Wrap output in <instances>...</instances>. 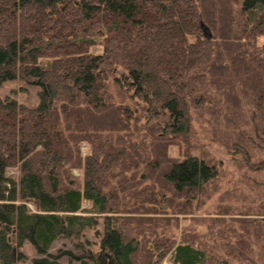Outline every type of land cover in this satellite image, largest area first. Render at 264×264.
<instances>
[{
    "label": "trees",
    "instance_id": "16d2710c",
    "mask_svg": "<svg viewBox=\"0 0 264 264\" xmlns=\"http://www.w3.org/2000/svg\"><path fill=\"white\" fill-rule=\"evenodd\" d=\"M263 37L264 0H0V86L39 88L33 107L0 96V264L26 260L27 241L40 254L30 264H65L63 254L83 264H228L230 255L264 264V202L239 217L234 243L216 237L230 204L217 206L222 227L198 237L205 220L194 215L226 171L192 138L201 111L237 126L255 97L251 128L213 136L255 174L237 181L264 187ZM186 215L194 220L181 227ZM100 220L97 246L86 231L100 236ZM61 237L81 254L50 253Z\"/></svg>",
    "mask_w": 264,
    "mask_h": 264
},
{
    "label": "rangeland",
    "instance_id": "374dc122",
    "mask_svg": "<svg viewBox=\"0 0 264 264\" xmlns=\"http://www.w3.org/2000/svg\"><path fill=\"white\" fill-rule=\"evenodd\" d=\"M261 43L264 44V37L261 39ZM96 51L101 52V47H97ZM38 90L39 88L36 85L29 84L23 80L20 79L9 80L4 82L0 86V96L1 97L11 96L33 107L39 103ZM250 99L251 101L253 100V102L251 104H243L244 107L243 110L241 111L243 112V114L241 113L242 115H238L236 118V119L238 118L240 119L238 120L240 124H238L237 126L236 125L231 126V124H229L226 120L225 121L223 120L224 118H221L220 120L217 119L216 116L213 115L214 112H210L209 109H207V111H201V114L203 115L201 118L196 120V123L194 124V132L192 136V138L197 139L198 142H202L204 144V147L206 149V152H208V154H211L212 156H215L217 158L219 157L222 158L224 164L223 169L226 171V173L223 176L224 177L223 180L221 179L222 181H224L223 182L224 186L221 185L222 186L221 190L216 192V194H214L211 197V199L207 201L204 207L199 212H197L196 215H194L196 220H205L204 222L202 221L201 223H199L198 231L200 234L197 235L198 237L199 235H201V237L202 235H205V233L209 228L208 227L209 225L211 230L213 231H215L217 228L222 227L220 226L219 222H215L216 219L221 220L223 218L222 214L219 212V210H217V206L220 207V205L230 204V206H233L232 212L234 214L232 215L231 218L225 217L228 220L226 219L222 220L223 221L222 225L224 224L226 225L222 227L223 232L222 233L218 232L216 236L218 237V235L221 234L219 235L217 243L219 241L221 242V239H224V242L227 245H230L232 242L234 243L236 239L239 238L238 232L242 231V229L240 228V223L237 221L239 220V217L241 218H247L249 216L253 217V214L255 215L260 212L259 206L264 202V194H263L264 187L260 186L261 190L258 187L252 189L251 182L246 181V179L243 180L240 179L239 181H237V179L242 175L245 177L247 176V178L248 177L253 178L255 174L242 168L238 170L239 168L238 169L236 168V165L233 162V160H231L229 154H227V152L223 153L224 147L220 144L218 140L217 141L214 140L213 135L214 133H217L218 135L224 136L227 139H231L232 135H234L237 132V130L244 128L246 129L251 128L252 124L250 123V117L253 115V112L257 109V102L255 101L256 100L255 97L251 96ZM229 122L233 123V119H231ZM239 125L241 126L240 129H239L240 127ZM212 140H214L215 142H212ZM185 141H186L185 138L183 137L180 138L178 142L182 143V145L174 146L171 150L172 153L177 155L180 150H184L183 148L185 147L184 146ZM253 141H255L254 138ZM81 147L84 154H87L90 150L89 145L87 143H83ZM197 151L198 149H196L195 152ZM227 172H231V173L229 174ZM73 173L76 177L82 176V173L78 170H74ZM8 174L16 175L17 170L13 168H9ZM219 187L220 185L217 186L218 189ZM228 187L233 188L232 190L233 197L226 198L227 196L222 194V192L225 191ZM220 195L224 197V200L220 198ZM218 198H220L222 201L218 200ZM85 206L87 207L89 206V204L86 203ZM180 219H181L180 222L181 227H183L185 225L188 226L191 223V221L194 220V217L190 215L188 216L186 215L181 217ZM151 227L153 228L154 226ZM98 228L101 232L100 236H97L95 234V231L93 230L86 231V237L91 239L95 244H97V246L104 232V225L102 223V220H100ZM155 228L157 229V226ZM251 228L255 229V226L254 227L251 226ZM158 230H161V227L160 228L158 227ZM147 235L152 236L153 234L149 232ZM225 235H227L226 236L227 238H223ZM252 236L254 237L253 234ZM206 238L205 241L203 240V242H206L205 244L206 248L210 249L213 247L214 250L215 249L214 246L208 244V243H212V240L214 239H212L210 235H206ZM252 240L254 241V238H252ZM260 245L261 244L253 243L256 259L259 261L262 260L263 258ZM97 246L94 245L93 248L97 249L98 248ZM227 249L228 248L223 244L222 245L219 244L218 247L216 248L217 252L221 254L227 252ZM65 250H72V252L75 254H81L82 252V250L77 248L75 241H73L72 239L61 237L53 244L50 253L58 254L64 252ZM23 251L27 259L24 261H19L16 264H30L33 258L40 257V254L37 252L36 248L33 246V244L30 241H27L25 243ZM60 261H62L65 264H83L78 260H74L70 258L66 254L65 255L63 254L60 257ZM227 262L228 264H234V262L236 264H246L242 260L239 261L235 255L228 256ZM87 264H93V263L88 262ZM161 264H171L170 259L166 258Z\"/></svg>",
    "mask_w": 264,
    "mask_h": 264
},
{
    "label": "water",
    "instance_id": "95a60500",
    "mask_svg": "<svg viewBox=\"0 0 264 264\" xmlns=\"http://www.w3.org/2000/svg\"><path fill=\"white\" fill-rule=\"evenodd\" d=\"M201 26H202V28L204 29L205 34H207L208 26H206L203 22L201 23ZM208 34H209V36L212 35L211 32H209ZM164 207H166V205H164Z\"/></svg>",
    "mask_w": 264,
    "mask_h": 264
},
{
    "label": "crops",
    "instance_id": "0c3cea01",
    "mask_svg": "<svg viewBox=\"0 0 264 264\" xmlns=\"http://www.w3.org/2000/svg\"><path fill=\"white\" fill-rule=\"evenodd\" d=\"M172 264V263H171Z\"/></svg>",
    "mask_w": 264,
    "mask_h": 264
}]
</instances>
